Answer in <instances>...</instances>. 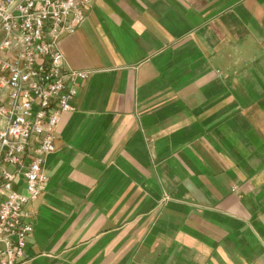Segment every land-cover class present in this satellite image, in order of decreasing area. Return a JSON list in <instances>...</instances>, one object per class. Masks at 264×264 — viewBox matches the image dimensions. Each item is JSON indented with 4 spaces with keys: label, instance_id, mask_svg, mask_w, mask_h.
<instances>
[{
    "label": "crops",
    "instance_id": "obj_1",
    "mask_svg": "<svg viewBox=\"0 0 264 264\" xmlns=\"http://www.w3.org/2000/svg\"><path fill=\"white\" fill-rule=\"evenodd\" d=\"M59 41L91 74L19 264H264V0H93Z\"/></svg>",
    "mask_w": 264,
    "mask_h": 264
},
{
    "label": "built area",
    "instance_id": "obj_2",
    "mask_svg": "<svg viewBox=\"0 0 264 264\" xmlns=\"http://www.w3.org/2000/svg\"><path fill=\"white\" fill-rule=\"evenodd\" d=\"M93 0H0V264H19L33 232L25 204L46 183L45 157L77 81L91 70L66 65L59 40L87 17ZM24 177L22 191L14 189Z\"/></svg>",
    "mask_w": 264,
    "mask_h": 264
}]
</instances>
